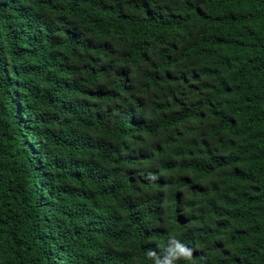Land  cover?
Instances as JSON below:
<instances>
[{
	"label": "trees",
	"instance_id": "trees-1",
	"mask_svg": "<svg viewBox=\"0 0 264 264\" xmlns=\"http://www.w3.org/2000/svg\"><path fill=\"white\" fill-rule=\"evenodd\" d=\"M264 264V0H0V264Z\"/></svg>",
	"mask_w": 264,
	"mask_h": 264
},
{
	"label": "clouds",
	"instance_id": "clouds-1",
	"mask_svg": "<svg viewBox=\"0 0 264 264\" xmlns=\"http://www.w3.org/2000/svg\"><path fill=\"white\" fill-rule=\"evenodd\" d=\"M194 251L191 247L185 245L175 235H170L167 240V247L163 254L150 249L146 256L152 261V264H177V261H192Z\"/></svg>",
	"mask_w": 264,
	"mask_h": 264
}]
</instances>
